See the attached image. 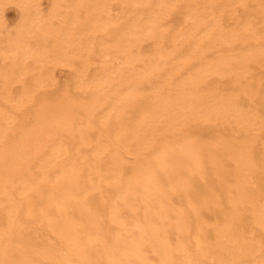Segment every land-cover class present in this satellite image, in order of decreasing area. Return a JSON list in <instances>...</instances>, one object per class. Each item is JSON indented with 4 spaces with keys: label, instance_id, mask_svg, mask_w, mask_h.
I'll list each match as a JSON object with an SVG mask.
<instances>
[{
    "label": "bare ground",
    "instance_id": "bare-ground-1",
    "mask_svg": "<svg viewBox=\"0 0 264 264\" xmlns=\"http://www.w3.org/2000/svg\"><path fill=\"white\" fill-rule=\"evenodd\" d=\"M0 264H264V0H0Z\"/></svg>",
    "mask_w": 264,
    "mask_h": 264
},
{
    "label": "rangeland",
    "instance_id": "rangeland-1",
    "mask_svg": "<svg viewBox=\"0 0 264 264\" xmlns=\"http://www.w3.org/2000/svg\"><path fill=\"white\" fill-rule=\"evenodd\" d=\"M13 10H14V9H13ZM13 10H12V11H13ZM14 16H15L14 14H12V13L10 14V17H12V18H13Z\"/></svg>",
    "mask_w": 264,
    "mask_h": 264
}]
</instances>
